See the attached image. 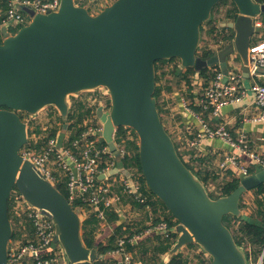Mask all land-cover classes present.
<instances>
[{"label":"water","instance_id":"95a60500","mask_svg":"<svg viewBox=\"0 0 264 264\" xmlns=\"http://www.w3.org/2000/svg\"><path fill=\"white\" fill-rule=\"evenodd\" d=\"M223 0H116L92 14L76 0H60L46 14L24 9L29 24L13 34L7 26L0 42V264H9L14 228L9 200L15 188L25 201L51 218L56 242L67 264H94L104 255L88 248L83 217L69 199L21 154L28 142L24 112L37 117L48 107L70 114V97L105 89L111 107L99 109L102 139L117 157L116 131L133 129L139 139L142 176L148 189L177 221L178 238L165 260L189 244H197L212 264H251L224 217H243L242 197L264 184V168L241 179L230 195L213 199L203 182L181 158L162 122L156 92V62L179 60V70H195V78L236 55L245 83L250 78L254 18L264 15L256 0H232L238 16L222 22L234 31L228 46L210 57L198 56L202 25ZM227 80V78H226ZM185 115H188L185 113ZM168 231H164L166 234Z\"/></svg>","mask_w":264,"mask_h":264},{"label":"trees","instance_id":"16d2710c","mask_svg":"<svg viewBox=\"0 0 264 264\" xmlns=\"http://www.w3.org/2000/svg\"><path fill=\"white\" fill-rule=\"evenodd\" d=\"M90 1L91 0H76L78 5L86 7L92 13V7H97L98 1H93L91 3L92 7L89 5ZM256 1L264 4V0ZM223 6L225 9H222ZM6 10V1L0 0V42H2L1 30L4 26V20L6 18ZM221 10H223V14L221 13ZM219 12L221 16L218 15ZM237 16L238 9L232 0H223L214 7L211 20L204 23L201 28V43L202 45L204 44V46L199 47L198 56L203 59L210 57L213 53H215L210 46L219 42L221 39L226 41L225 48L228 46L234 36V31L228 27H221L220 24L222 22L234 21ZM20 28L21 26L11 27L9 31L15 34ZM205 36H207L206 39L204 38ZM252 43H254V40H252ZM220 68V65H218L213 66L212 68L204 69L200 72V80H204L203 91L214 76L213 70ZM195 73L194 69L180 71L178 59L161 60L156 62L155 97L157 98L159 113L165 127V116H167V118L172 116L170 105L171 100L168 98V95H172V93L181 88L182 85L187 88V90L182 94L191 110L197 114L203 113L204 105H195L200 102V100L197 101L199 96H196L194 93ZM173 85H176V87ZM100 92L101 90H98L71 96L70 114L67 121L63 120L59 110L55 107H48L45 109L46 113H48L46 114L47 117L45 124L43 121L39 120L40 118H38V116L31 117L27 113L21 112L20 116L27 123L28 127V142L24 146L23 150L32 149L38 153H42L47 149L49 140L56 138L61 131L64 134L67 132V145L71 147L73 141L80 138L88 128L86 122L89 119H92L93 123L99 121L97 111L99 110L101 103L104 102L108 108L111 107L109 95L106 94L105 91L103 94ZM164 94H166V99L165 97L162 98ZM95 99H97L96 102H93ZM212 111L213 108L210 107L204 111L205 116L202 117H206V114H211ZM181 117L184 118V115H181ZM26 119L28 120L26 121ZM166 129L168 131L167 127ZM185 137L192 139L194 138V134L191 135L189 133ZM115 141L117 144H122L127 152L124 158L119 160L117 169L122 168L128 171L137 181L139 184V194H141L142 202L137 201L132 195L125 194L124 189L120 186H118L117 192L122 197L124 202H130L133 208L139 212L141 211L144 216L140 221L134 220L131 221V224L127 225L123 222V220L121 221V219L118 218L116 212L110 211L108 213L109 221L117 222L118 220V222L116 224L115 233L109 238V242L106 245L99 243L96 240V234L98 233L100 227V221L97 217L94 214L84 216L82 224L83 240L88 248H97L99 253L104 255V258H101L94 264H116L117 261L109 255V252L117 248V238H133L142 236L145 235L146 231L150 228H154L161 223H165L168 231L166 234L154 233L144 240L139 241L137 244L128 243L127 245L130 251H135L136 248L139 249L137 252L138 256H135L136 259L140 258V254L143 252L142 256L150 259L148 263L154 264L160 259V256L169 253L170 249L177 240L178 234L171 232V229L177 225V221L169 212L165 204L157 198L146 185V181L142 176L139 159V139L136 132L133 129L121 127L116 131ZM179 142L180 141L176 142V148L178 151L180 149ZM101 145H107L103 139ZM179 154L184 161V155L180 152ZM191 155L192 156L189 159V162H184L203 182L213 199L230 195L238 188L241 183V179L235 177L229 181H222L219 172L212 170L211 166L207 164L208 161L206 160V157L202 158L200 155L198 157L194 154ZM57 176L60 178L61 182L56 185V187L68 198V177L62 172H58ZM252 191L254 193L253 204L255 207L252 215H245L240 218L228 215L224 217V224L232 231L236 243L245 249L249 262L251 264H257L262 258L264 264V184ZM19 196L20 193L17 188H15L9 200V215L14 228L11 244L15 241H20L22 245H26L29 242L34 241L35 230L27 217L19 216V213L21 212V210L17 208ZM78 204H81V202L78 201L72 205L75 209H77ZM244 208H246V206L243 203L242 198L241 209L244 210ZM148 221H151L152 223L150 227L147 225ZM192 251L193 257L189 255V253L192 254ZM142 261L147 263V261ZM170 264H212V259L204 251H202L197 244H189L172 258Z\"/></svg>","mask_w":264,"mask_h":264},{"label":"built area","instance_id":"2783aa9c","mask_svg":"<svg viewBox=\"0 0 264 264\" xmlns=\"http://www.w3.org/2000/svg\"><path fill=\"white\" fill-rule=\"evenodd\" d=\"M7 10L4 26L21 28L30 23V16L24 9H32L36 13L46 14L56 11L60 0H5ZM255 34L254 43L251 45L250 78L246 84L242 66L236 64L231 55L227 59V73L214 69V76L205 88L201 104L205 108H213L212 115L217 116L223 107L241 103L248 93L254 95L257 109L256 115L246 119V122L264 126V15L254 18ZM20 28V29H21ZM224 39L212 44L210 47L215 52L224 49ZM227 78V80H226ZM97 99L93 100L96 102ZM185 113L194 117L199 128L194 133V138L183 137L180 139L178 152L184 155V161L189 162L191 154L205 138L221 140L231 151L220 164L222 170H235L243 179L251 175L243 159L252 161L256 166L264 168V158L252 149L250 139L246 132L235 138L225 125L212 128L202 115L191 110L187 101L183 100ZM101 109L108 111L110 108L102 102ZM99 108V109H100ZM87 129L80 138L73 141L71 147L67 145L68 134L49 140L47 149L38 153L32 149H22L21 154L25 159L31 160L41 171L43 176L53 185L61 181L57 176L62 172L68 177L69 201L78 204L76 211L81 216L94 214L100 221V226H109L108 213L122 212L123 199L118 194V186L124 193L132 195L137 201L142 202L139 194V184L132 175L124 170L117 169V157L110 151L108 145H101L103 124L89 119ZM116 143V141H115ZM120 159L126 155L125 147L117 144ZM117 170V171H116ZM17 208L21 210L19 216L27 217L35 230V239L26 245L15 241L9 246V264H67L64 252L56 242V229L51 218L47 217L40 209L29 205L20 194ZM157 231H166L167 226L161 223L154 228ZM147 230L145 234L149 233ZM141 236L117 239V248L110 253L116 259V264H145L136 259L134 253L127 247L128 243H137ZM261 258L257 264H263Z\"/></svg>","mask_w":264,"mask_h":264},{"label":"crops","instance_id":"0c3cea01","mask_svg":"<svg viewBox=\"0 0 264 264\" xmlns=\"http://www.w3.org/2000/svg\"><path fill=\"white\" fill-rule=\"evenodd\" d=\"M104 6L105 5H102V8ZM203 84H204L203 79L200 80V77L195 78L194 93L196 96H199L197 98V101L200 100V102L195 105H199V106L202 105L201 96L204 93ZM186 90L187 88L184 85H182L178 91H174L172 95L168 96V98L171 100L170 105H171V113H172L171 115L172 116L170 117L168 116L169 117L168 120H171L170 121L171 124L169 127L167 126L166 127L168 128V131L169 129L174 130V132L178 136L177 141H180L181 138L187 136L189 133L193 135L194 132H196L199 128V124L194 119V117H192L189 114L185 115V112H184L185 107L183 103L184 96L182 93H184ZM163 97H165L166 99V94H164ZM206 110L207 108L204 107V111ZM204 111L200 115L205 116ZM256 113H257V109L254 103V95L252 92H250L248 93L246 98H244V100L241 103H238L232 106L223 107L219 111L217 116L212 115V112L211 114H208V115L206 114V117H204L205 118L204 120L212 128H218L219 126L225 125L230 131V133L235 138H237L242 132H246L250 139L252 149L255 150L258 154H260L264 158V126L246 122V119L256 115ZM181 115H184V118H182ZM60 133L61 135L66 136L67 132L64 134L61 131ZM230 151L231 150L221 140L205 138L201 143H199L197 149L193 151V154L197 157L199 155L202 158L206 157L207 158L206 160L208 161L207 164L211 166L212 170L219 172L221 180L229 181L231 179H234L235 177H238V178L240 177V175L235 170H232V169L222 170L220 168V164L224 161L226 155H228ZM242 161L248 166L250 173L252 172L251 174L256 173L258 171L259 167L256 166L252 161H249L246 159H243ZM247 194L248 196H250V198H252L253 203H254L253 191L251 190L247 192ZM116 214L118 215V218L121 219V221L123 220V222L127 225L131 224L132 219L140 221L144 216V214H142L141 211L139 212L136 209H134L130 202H124L123 207H122V212L120 213L116 212ZM117 222L109 221V226H106V227L100 226L99 231L96 234L97 242L103 243L106 245L109 242V238L115 233ZM147 225L150 227V225H152L151 221H148ZM154 228H150L151 231L149 233L142 235L140 240L137 241V243L151 236L154 233L165 234L164 231H157ZM137 243H134V244H137ZM112 251L109 252V255ZM138 251L139 249L136 248V250L132 252L134 253L135 256H138V253H137ZM142 254L143 252H141L140 258L144 261H147L148 263L150 259L148 257H143ZM189 255L193 257V251H192V254L189 253ZM167 256H168V253L160 256V259L154 264H166L165 260ZM112 258L116 260L114 257ZM140 258H138V260L143 262ZM193 259L196 260L195 258ZM143 263L147 264L146 262H143ZM148 264H151V263H148Z\"/></svg>","mask_w":264,"mask_h":264},{"label":"rangeland","instance_id":"374dc122","mask_svg":"<svg viewBox=\"0 0 264 264\" xmlns=\"http://www.w3.org/2000/svg\"><path fill=\"white\" fill-rule=\"evenodd\" d=\"M93 1H98L97 3H98V6L97 7H95V6H93L92 7V5H91V3L93 2ZM116 0H91L90 1V3H89V5H91V7H92V13L93 14H96V13H99V11H101V9H102V5H111L113 2H115ZM88 5V6H89ZM96 5V4H95ZM222 9H225L224 8V6H223V8ZM221 13L223 14L224 12H223V10H221ZM219 16H221V14H220V12H219V14H218ZM206 28V27H205ZM206 37L207 36H205L204 38L206 39ZM201 47H203L204 46V44L202 45V43H201V45H200ZM233 59H234V61H235V63L237 64H239L240 66H242V64H241V61H240V59L237 57H233ZM175 79V78H174ZM175 81H176V79H175ZM174 87H176V85H173ZM180 89V88H179ZM179 89H177V91L179 90ZM104 91H106L105 89H101V92L100 93H102L103 94V92ZM178 93H180V92H178ZM171 95V94H170ZM170 95H168V96H170ZM162 98H163V96H162ZM46 114H48V113H46V110H43L42 112H40L39 113V115H38V118H40L39 120L40 121H43V123L45 124L46 122H45V120H46V117H47V115ZM28 119H26V121H27ZM170 121L171 120H168V118H167V116H165V119H164V122H165V124H166V126L167 127H169L170 126ZM169 133H170V135L172 136V138H173V140H174V142H175V144H176V140H178L177 138H178V136H177V134L174 132V130H172V129H169ZM120 160V156H117V161H119ZM117 171V170H116ZM243 203L245 204V206H246V208H244V211H243V213H244V216L245 215H252V212H253V209H255V207H254V204H253V200H252V198H250V196H248V194L246 193L243 197ZM242 201V200H241ZM243 210V209H242ZM246 211V212H245ZM80 215H82V214H80ZM132 221H134V219H132Z\"/></svg>","mask_w":264,"mask_h":264}]
</instances>
